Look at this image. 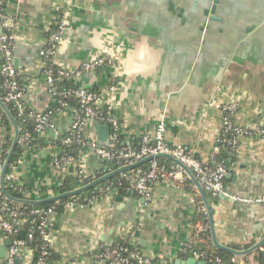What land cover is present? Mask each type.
<instances>
[{
  "label": "crops",
  "instance_id": "1",
  "mask_svg": "<svg viewBox=\"0 0 264 264\" xmlns=\"http://www.w3.org/2000/svg\"><path fill=\"white\" fill-rule=\"evenodd\" d=\"M169 1L10 0V23L17 36L15 61L20 68L31 70L28 104L39 110L49 105L38 48L45 43L53 23L62 19L70 26L60 48L66 63L85 59L99 47L115 60L114 67L85 74L80 82L101 93L102 105L112 107L110 113L121 122L125 142L152 136L158 119L165 116L169 142L195 148L206 158L221 131L218 103L232 98L241 103L236 115L239 121L263 122L264 23L254 26L249 17L231 9L235 0H222L223 11H218L219 19L213 22L214 38L202 52L200 25L195 24L200 0H176L179 13L188 15L181 22L175 18V9H169ZM240 4L246 14L254 15L256 23L264 21V0H240ZM252 24L255 36L239 35ZM113 29L115 35L105 33ZM2 32L5 29L0 20ZM111 82L115 83L112 91L108 89ZM217 90V99L207 102ZM72 117V107L59 112L55 134H47L55 138L65 134ZM90 131L97 136L93 128ZM10 135L0 122V160ZM67 146L88 176L99 171L101 164L93 151ZM227 162L225 192L209 200L216 235L224 245L248 249L264 239V139L242 137ZM76 166L55 167L50 153L37 148L21 156L10 173L27 190L28 198H37L42 190L53 194V187L68 176L75 177ZM185 181L157 183L149 198L129 190L124 195L99 194L73 209L63 207L49 229L51 264H99L95 254L119 241L153 255L154 264L187 260L190 256L184 257L182 248L194 238L205 205L194 183L197 193L187 190ZM8 239L0 236V246ZM258 250L237 258L258 264ZM25 255L26 251L22 262ZM5 259L0 256V264Z\"/></svg>",
  "mask_w": 264,
  "mask_h": 264
},
{
  "label": "built area",
  "instance_id": "2",
  "mask_svg": "<svg viewBox=\"0 0 264 264\" xmlns=\"http://www.w3.org/2000/svg\"><path fill=\"white\" fill-rule=\"evenodd\" d=\"M10 0H0V20L5 32L0 33V97L9 106H14L17 110L20 121L24 126L31 121L34 124V130L31 131L27 127L21 134L18 145L22 146L24 153L32 149L46 150L50 153L51 164L55 167L76 166L75 174L80 176L81 185L87 184L88 176L75 163V157L63 153L62 150L53 144L50 136L47 134V128H56V120L59 112L72 107L73 117L69 126L65 143L73 144L79 151L81 149L91 150L95 153L101 166H105L104 170L117 160L121 166L133 164L144 160L145 158L156 155L158 153L172 154L186 164L201 182L207 194L214 197L225 192V178L228 174V166L224 161L217 158L220 151L218 143L227 145L232 152H236L238 144L242 137H258L264 139V121L260 123L246 124L236 118L241 108L238 99L221 100L218 108L221 114V131L217 138V144L212 152L206 158L201 157L197 150L183 144H173L167 139V122L162 120L158 122L155 133L142 137L139 147L131 145L121 146V122L110 113L112 107L109 104L102 105L101 93L85 87L81 82V78L85 74L98 73L104 67H114L115 60L106 55H98L87 61L82 62L78 67H68L61 62L60 52L61 45L66 39V23L60 19L55 29L50 28L45 46L39 51L38 58L41 64V72L44 77L46 94L48 96V104L56 102V109L47 111L39 110L28 104L30 91V69L28 67L20 68L15 65L14 49L17 44V36L12 30L10 23L9 8ZM23 78L24 82H21ZM116 79L113 78V81ZM67 81L73 84L71 87L62 86L61 82ZM115 83L111 82L108 86L109 90H114ZM71 102H74L72 105ZM106 106V107H105ZM4 114L0 109V116ZM108 124L111 127L110 144L101 145L97 141V136L91 133L93 122ZM13 137V128L11 131ZM43 140V143H35L37 139ZM4 161L0 160V173ZM106 164V165H105ZM133 170V169H132ZM110 172V171H109ZM107 172V173H109ZM106 173V174H107ZM105 175V174H104ZM103 176V175H102ZM93 179L98 178L94 174ZM188 176L178 166L161 164L158 159L149 161L146 169L138 168L135 172L131 170L122 173L121 178L116 183H109L99 188V194H114L115 185H121L123 179L129 180L128 190H134L140 196L149 198L152 187L160 182L180 179L184 182ZM92 179V180H93ZM10 180L15 183L18 189L23 187L18 184L11 173L7 174L6 181ZM91 180V181H92ZM89 183V182H88ZM0 195H2L0 190ZM51 194L43 195L49 196ZM40 196L38 198H41ZM94 195L90 198H82L79 194L70 197L65 207L73 209L77 206H83L90 202ZM261 200H264V195ZM19 204H15L7 200L2 195L0 200V236L8 237L12 240L8 247L4 264H49L48 256L50 254V226L55 221L58 211L55 207H34L30 210V216H24ZM203 211L207 210L202 206ZM209 229L208 215L196 225L195 236L185 244L182 252L190 257L198 260H204L208 264H227L222 256L216 253L211 245V235L203 238L204 246H197L199 235L206 234ZM23 234V235H22ZM39 236L41 237L38 242ZM40 243V254L35 259V248L32 243ZM103 252L95 254V259L99 264H154V256L144 253L129 252L128 248H113L112 245L102 247ZM264 249V246L262 247ZM27 252L23 258V254ZM123 253H128L125 256ZM30 256V259H28ZM19 259V262H17ZM231 264H248L240 262L237 257L231 260Z\"/></svg>",
  "mask_w": 264,
  "mask_h": 264
},
{
  "label": "water",
  "instance_id": "3",
  "mask_svg": "<svg viewBox=\"0 0 264 264\" xmlns=\"http://www.w3.org/2000/svg\"><path fill=\"white\" fill-rule=\"evenodd\" d=\"M169 2H170L169 9L170 10L175 9L174 15H175V18L178 20V22H181V20L188 19L187 13H185L184 15H181L179 13L180 12L179 8L177 6H175L176 0H171ZM222 3H223L222 0H200L198 2V10L197 11L199 12L200 16L196 18L198 20V22H195V24L197 27L200 25V28H199V33H200L199 49L202 52L206 50V46H207L208 42L214 38V33L216 31H214L213 22H214V20L219 19V16H218L219 12L218 11L219 10L223 11L224 7H223ZM231 9L237 10L241 14L240 15L241 17L243 16V17H246L247 19L249 17L252 20V22H255V23H253L254 26L255 25L262 26L264 23V21H260V22L256 23L254 15L246 14V12H244L245 8H242V6L240 4V0H235L234 6L231 7ZM203 11H204V13H203ZM253 24L251 26H248V27L246 26V29H245L246 33L243 31L239 35L242 37L244 36L246 38L250 35L255 36V33H256L255 28H251V27H253ZM261 29L264 30V26H262ZM69 30H70V26H69V24L66 23V33H69ZM105 33L113 36V35H115V30L114 29L113 30H107V31H105ZM240 41L241 40H239L238 42H240ZM234 42L236 43L237 40H234ZM197 45H198V43H197ZM104 52L105 51L103 50V48L100 49V47H99L89 57L82 59V60H79V61H76V62H72V63H66L61 58V54H60V59H61V62L63 64H65L66 66L74 68V67H78L82 62L87 61V60H89L95 56L106 55V54H104ZM15 65L17 67H19L17 60L15 61ZM124 82H125V80H123L122 86L124 85ZM179 87L183 88V86L181 84H179ZM218 93H219V91L217 93H215V95H212L211 96L212 98L208 99L207 102H209L210 100H211L210 102L215 101V99H217ZM0 109L7 116V118L11 122V125L13 128V137H12L11 146L8 150L6 159L3 163V167H2V170L0 173V190H1V193L10 202L15 203V204H19V205H30V206H39V205H43L46 203L57 202L61 199L69 198V197L78 195L80 193H83V192L95 187L99 183L104 182L105 180H107L109 178H112L115 175L124 173V172L132 170L134 168H137L140 165H142L143 163L149 162L152 159L164 158V159L171 161L174 165L180 167L185 172V174L188 176V178L196 186V189L198 190L201 198L203 199V203H204L206 210H207L211 241L213 243V246L217 250L226 251L235 257H242V256L248 255V254H250V253H252V252H254V251H256V250H258L264 246V239L261 240L260 242H258L257 244H255L254 246L248 248V249H235V248H232L230 246L222 244L216 235L214 213H213L212 205L209 201L208 195H207L204 187L202 186V184L198 180V178L194 175L192 170L186 164H184L180 159L176 158L172 154H168V153H158L156 155H151V156L145 158L144 160L135 162L133 164L121 166L117 169L110 171L109 173H107L103 176H100L98 178L93 179L92 181H90L87 184L80 185L79 187L72 189V190H69V191L53 193L52 195L43 196L41 198L19 197V196H15V195L9 193L7 190V187H6V177H7L8 172L10 171L12 159L14 157L16 148H17L18 143H19V138H20V134H21V127H20L15 115L13 114L12 110L10 109L9 105L5 101H3L1 99V97H0ZM162 120L167 121V117L163 116V117L159 118L157 121V124H158V122H160ZM92 128H93V131L97 134V141L99 144H101V145H109L110 144V142H111V140H110L111 127L108 124H103V123H99L98 121H95L92 124ZM47 130L51 131L53 134H55L54 129L47 128ZM71 145H73V144L71 143ZM11 243H12V240L8 239L0 246V256L2 258H5L6 254H7L8 247L11 245ZM17 262H19V259H17ZM176 264H208V263L204 260H198L196 258L190 257L187 260L177 259Z\"/></svg>",
  "mask_w": 264,
  "mask_h": 264
},
{
  "label": "trees",
  "instance_id": "4",
  "mask_svg": "<svg viewBox=\"0 0 264 264\" xmlns=\"http://www.w3.org/2000/svg\"><path fill=\"white\" fill-rule=\"evenodd\" d=\"M59 24V20L55 21L52 25V29H55L56 26H58ZM45 46V44H41L40 47L38 48V53L39 51ZM21 82H24L23 78L20 79ZM62 86L64 87H71L73 86V84H71L70 82H67V81H62L61 82ZM93 90V89H92ZM94 91H97V90H94ZM0 93H1V88H0ZM71 104L73 105L74 102H71ZM10 109L12 110L13 114L15 115L20 127L24 130L26 127L33 131L34 130V124H33V121H31L28 125L24 126V124L21 123L20 121V118L18 116V113H17V110L14 108L13 105L10 104ZM57 105H56V102H51L48 107L46 108L47 111H52L54 109H56ZM0 122L2 123L3 126L7 127L10 131H12V125H11V122L9 121V119L7 118V116L5 114H2L0 116ZM50 136V139L52 140L53 144L56 145L57 147H59L63 153H67L69 154V147L67 146V144L65 143V140H66V137L68 136V133L66 132L65 134H59L57 138H55L54 136ZM11 142H12V136H8L7 138V141L6 143L4 144V148H3V153H2V156H1V160L4 161L6 156H7V152L9 150V147L11 145ZM43 143V140H40V138L37 139V141H34V144L35 143ZM141 142H142V139L141 138H137L135 141H131V142H125L123 139H121V143L119 144V147L125 145V146H128V145H131L133 147H139L141 145ZM218 145L220 146V151L218 152L217 154V158L221 161H224L227 166H228V169H229V166L228 165V162H227V159H228V156H229V153L231 152V149L223 144V143H218ZM24 153V150L22 148V146L18 145L17 148H16V151H15V154H14V157L12 159V163H11V167L13 165H15L18 161V159L22 156V154ZM158 161L161 163V164H165V165H172L173 163L167 159H164V158H159ZM106 165V164H105ZM149 165V162H145L143 163L142 165H140L139 167L137 168H134L133 170H131V172H135L138 168H143V169H146ZM108 166L109 168L104 170L105 166L103 165L102 167H100L99 171L95 174L96 177H100L104 174H106L107 172L109 171H112L114 169H117L120 167V165L117 163V160L113 161L111 164L109 165H106ZM11 167H10V171H11ZM10 171L8 173H10ZM122 176V173L121 174H118V175H115L113 176L112 178H109L107 180H105L104 182H101L99 183L98 185H96L95 187L83 192V193H80L79 195L82 197V198H90L94 195H99V188L105 184H109V183H116L117 180L119 178H121ZM93 178L92 177H89L87 178V183L90 182ZM81 178L80 176L76 175L75 177L74 176H68L65 181L61 184V185H58V186H55L53 187V191L55 193H59V192H64V191H69V190H72V189H75L77 187H79L81 185ZM128 185H129V180L128 179H123L122 181V184L121 185H115L114 189H115V192L114 193H118L120 195H124L125 193H127L129 190H128ZM6 187H7V190L9 193L15 195V196H19V197H28V193H27V190L22 188V189H18L15 185V183H13V181H10V180H7L6 181ZM185 187L187 190L191 191V192H194V193H197L195 188H194V185L192 183V181L187 178V180L185 181ZM43 195H46L45 191L42 190L40 192V195L39 196H36L37 198L40 197V196H43ZM31 198V197H30ZM208 198L210 201H212L214 199V197L211 195V194H208ZM70 199L69 198H64V199H61L57 202H51V203H46V204H43V205H39V206H30V205H20V209L21 211L24 213L23 215L26 216V217H29L30 215V210H32L34 207H42V208H48V207H55L57 209V211H61L63 209V207H65L66 203L68 202V200ZM198 199L200 200L201 202V199L200 197H198ZM0 200H2V195H0ZM202 204V203H201ZM200 214H201V218H203V220L207 217V214L205 211H200ZM210 235V230L207 231L206 234H202V235H199L198 237H196L197 239V246L198 247H203L204 246V241H203V238L206 237V235ZM41 237L39 236V239H38V242L40 241ZM38 242H35L32 243V247L35 248V259H37V257L39 256L40 254V247L38 246L40 243ZM41 242V241H40ZM112 247L113 248H128L129 249V252L131 251H134V252H137V253H141L139 250H137L133 245H131L129 242H126V241H119V242H115L112 244ZM103 252V248H101V250H99L97 252V254L99 253H102ZM216 253L219 254L220 256H222V258L224 259L225 262H227V264H231V260L235 257L233 255H231L230 253L226 252V251H221V250H216ZM125 256H128L129 254L128 253H123ZM256 258L258 259V264H264V249H260L256 252ZM184 257H189V255H183ZM48 262L49 264H51V248H50V254L48 256ZM107 264V263H105Z\"/></svg>",
  "mask_w": 264,
  "mask_h": 264
}]
</instances>
